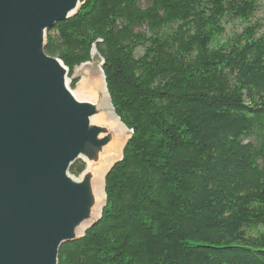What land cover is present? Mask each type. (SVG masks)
<instances>
[{
    "label": "trees",
    "instance_id": "1",
    "mask_svg": "<svg viewBox=\"0 0 264 264\" xmlns=\"http://www.w3.org/2000/svg\"><path fill=\"white\" fill-rule=\"evenodd\" d=\"M256 10L257 0H80L47 31L44 51L69 78L96 50L131 131L105 178L100 220L61 245L58 264H264ZM234 20L239 31L225 37Z\"/></svg>",
    "mask_w": 264,
    "mask_h": 264
},
{
    "label": "water",
    "instance_id": "2",
    "mask_svg": "<svg viewBox=\"0 0 264 264\" xmlns=\"http://www.w3.org/2000/svg\"><path fill=\"white\" fill-rule=\"evenodd\" d=\"M79 6L80 0H0V264H58L61 245L100 220L105 178L131 137L113 109L96 50L91 61L100 62L121 127L92 120L103 113L101 95L94 99L88 84L77 89L80 99L69 69L44 51L47 31ZM77 161L85 167L76 177L70 169ZM100 165L101 195L89 209L88 187Z\"/></svg>",
    "mask_w": 264,
    "mask_h": 264
},
{
    "label": "bare ground",
    "instance_id": "3",
    "mask_svg": "<svg viewBox=\"0 0 264 264\" xmlns=\"http://www.w3.org/2000/svg\"><path fill=\"white\" fill-rule=\"evenodd\" d=\"M88 84H89V87L91 89V93H92V96H93L94 99H96L95 97H98V95H101V97H102V100L100 101V104L98 105V107L103 108V113H102V115L93 116L92 120L93 119L96 120V121L97 120H104V118L105 119H110V120L112 119L111 121H113L114 124H116L118 127H121L122 125L119 123L118 119L115 116H112L111 110L109 108L108 97H107L106 90H105V84H104L103 75H100L99 78L90 76V78H88ZM82 89H83V85H80L78 90H82ZM81 92L82 91H76L75 93L77 94L78 97L83 98V97H81V96H83V94ZM104 104H106V105H104ZM105 106L108 107L109 111H108V109ZM110 114H111L112 117H110ZM117 151H118V144L115 146V149L113 150L111 155H113V153H115ZM100 159H101V157H100ZM101 165L97 169H95V171H94L95 175L93 176V179L91 181L92 182V187H91L92 190H91L90 187H88L89 192L91 191L89 197L86 200V202H89V203H87L89 209H91L92 206L94 207V209L97 207V201H98L97 199L92 204V200L95 197V194L101 195L102 168L104 167V166L102 167ZM95 184H96V186H95ZM92 191H93V193H92ZM94 209H92V210L94 211ZM80 222L81 221L76 223L77 224V228H81L82 227L83 222L82 223H80Z\"/></svg>",
    "mask_w": 264,
    "mask_h": 264
},
{
    "label": "rangeland",
    "instance_id": "4",
    "mask_svg": "<svg viewBox=\"0 0 264 264\" xmlns=\"http://www.w3.org/2000/svg\"><path fill=\"white\" fill-rule=\"evenodd\" d=\"M254 20H258L260 22H262L264 24V0H257V10L254 13L253 18ZM224 27H225V37L230 35L233 31H239L240 29V24L238 21H229L227 23H224ZM95 49H92V51H94ZM97 63H93L92 61L87 62L81 66H79L78 68H76L73 72L72 77H76V82L75 85L72 87L70 86L72 89L76 90L79 88V86L82 84L83 86H87L88 85V77L90 74L92 73H97V75H99L100 72V62L99 60L96 61ZM102 75V74H100ZM99 76H92V77H96L99 78ZM71 78H68L69 81L71 82ZM83 81V82H82ZM81 83V84H80ZM85 84V85H84ZM84 90V89H83ZM82 99V98H80ZM76 177L78 175H75Z\"/></svg>",
    "mask_w": 264,
    "mask_h": 264
}]
</instances>
